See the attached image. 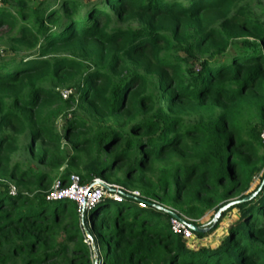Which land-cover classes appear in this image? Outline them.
Instances as JSON below:
<instances>
[{
  "label": "trees",
  "instance_id": "1",
  "mask_svg": "<svg viewBox=\"0 0 264 264\" xmlns=\"http://www.w3.org/2000/svg\"><path fill=\"white\" fill-rule=\"evenodd\" d=\"M254 1H0V264H264ZM73 172L122 189L81 210L48 199ZM170 210L211 232L236 215L217 247L193 249Z\"/></svg>",
  "mask_w": 264,
  "mask_h": 264
},
{
  "label": "built area",
  "instance_id": "2",
  "mask_svg": "<svg viewBox=\"0 0 264 264\" xmlns=\"http://www.w3.org/2000/svg\"><path fill=\"white\" fill-rule=\"evenodd\" d=\"M74 92L73 89L62 90L63 97L67 98ZM261 139L264 143V129L261 132ZM100 178H95V182L90 186L89 184H83L78 174H72L70 176V182L68 185L62 184L60 179H56L48 199L59 200L68 199L77 203L79 210L90 205L92 202L102 197L104 192L111 191L113 196L118 197V191L122 189V186L117 184L107 183V187L98 183ZM114 189V190H113ZM132 193L135 196H140V191L134 190ZM141 206H146L144 202H140ZM172 229L175 232H182L184 237L190 241L194 237V232L189 228L185 220L172 218Z\"/></svg>",
  "mask_w": 264,
  "mask_h": 264
},
{
  "label": "rangeland",
  "instance_id": "3",
  "mask_svg": "<svg viewBox=\"0 0 264 264\" xmlns=\"http://www.w3.org/2000/svg\"><path fill=\"white\" fill-rule=\"evenodd\" d=\"M254 5H255L257 11L264 12V0H255ZM8 53H9V50H7V47L4 44L0 43V55L8 54ZM64 124H65L64 119H60L58 121L59 130H62V131L64 130V126H65ZM29 142H30V139H28L24 135L21 136V140H20L21 148L15 154V160H26L27 158H29L30 152L27 148ZM33 161H34V163H37V160H33ZM73 174H77V173L73 172ZM255 179H256L255 184H257V182L259 181V176H257ZM255 184H254V186H255ZM104 194H106L108 196L115 197V196H113V192H111L110 190L107 192H104ZM165 206L169 209L173 208L171 205H168V204H165ZM212 213H213L212 211H207L204 214V216H202L199 219V222L202 225L207 224V222H209V220L211 219ZM235 215H236L235 212L227 214L222 219L219 226L213 232H211V229L205 225V227H204L205 230L203 232L206 233L207 235H205L203 237H199L196 234H194V237L189 241L190 246L193 249L199 248L203 245L204 246L209 245V246L217 247L220 244L221 240L225 237L226 228L234 220ZM221 217L218 218L216 224L219 222ZM185 218H189V217H185ZM189 219H191V218H189Z\"/></svg>",
  "mask_w": 264,
  "mask_h": 264
},
{
  "label": "water",
  "instance_id": "4",
  "mask_svg": "<svg viewBox=\"0 0 264 264\" xmlns=\"http://www.w3.org/2000/svg\"><path fill=\"white\" fill-rule=\"evenodd\" d=\"M98 183L101 184V185H103V186H106V187H107L106 182L103 181V180H99ZM263 183H264V182H263ZM254 195H255V193L252 194V195H250V196H247V197L244 198L243 200L250 199V198H252ZM233 203H234V202H231V203L226 204L225 206H223V207H222V208H221V209L215 214L214 218L212 219L213 225H215L216 222H217V220H218V218L221 217L222 212L225 211L228 207H230ZM170 212H171V214H172L175 218L182 219V218H180V217L178 216V214H177L176 212H174V211H172V210H170ZM182 220H184V219H182ZM188 226H189V228H190L192 231H202V232H203V231L205 230L204 228H200V227H198V226H197L196 224H194V223H188ZM207 229H208V228H207ZM95 264H98V260H96Z\"/></svg>",
  "mask_w": 264,
  "mask_h": 264
}]
</instances>
